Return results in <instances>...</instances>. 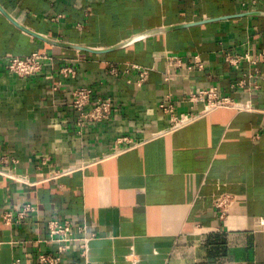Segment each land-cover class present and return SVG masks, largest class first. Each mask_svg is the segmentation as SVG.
Segmentation results:
<instances>
[{
  "label": "crops",
  "instance_id": "crops-1",
  "mask_svg": "<svg viewBox=\"0 0 264 264\" xmlns=\"http://www.w3.org/2000/svg\"><path fill=\"white\" fill-rule=\"evenodd\" d=\"M262 50L264 0H0V264H264V61H230ZM32 51L40 74L9 72ZM79 86L107 120L80 117ZM211 86L248 106L172 127ZM64 219L85 255L50 240Z\"/></svg>",
  "mask_w": 264,
  "mask_h": 264
},
{
  "label": "built area",
  "instance_id": "built-area-1",
  "mask_svg": "<svg viewBox=\"0 0 264 264\" xmlns=\"http://www.w3.org/2000/svg\"><path fill=\"white\" fill-rule=\"evenodd\" d=\"M51 59L50 55L46 52L32 51L26 55H10L8 57L7 69L9 72L16 74L20 78H30L40 74L43 67ZM247 60L252 64H256L259 61H264V50L252 56V54L246 53L242 56H231L230 61L237 63L240 60ZM179 62V61H178ZM113 70V68H112ZM60 74L63 76H75V69L73 66L64 65L59 69ZM146 74L145 70L140 73L141 77ZM94 95V89L88 86H79L74 88L72 92V107L79 111L80 117L83 120L88 121H101L107 120L110 116V112L113 106L112 99L99 98L96 104H91L92 97ZM187 103L199 104L200 109L189 113H180L173 118L174 124L172 127L180 126L202 114H206L217 108H244L248 104L244 102L236 101L234 98L223 95L216 87H208L191 91L188 94ZM161 107L165 111L172 112V104H161ZM173 115V114H172ZM27 211V207L18 213V217L23 216ZM5 222H10L12 219L11 212H5L3 214ZM264 225V219L262 221ZM49 238L53 241L61 242L64 246L73 244L77 241L82 248V255H85L86 244L91 236L86 234L87 227L84 225L74 226L70 220H50L48 223ZM62 245V246H63ZM60 261L59 255L40 254L36 264H58ZM17 264V262H14ZM187 264V263H180Z\"/></svg>",
  "mask_w": 264,
  "mask_h": 264
},
{
  "label": "water",
  "instance_id": "water-1",
  "mask_svg": "<svg viewBox=\"0 0 264 264\" xmlns=\"http://www.w3.org/2000/svg\"><path fill=\"white\" fill-rule=\"evenodd\" d=\"M12 20H13V22H14L16 25H18V26H19L20 28H22L23 30L28 31L30 34H33V35H35V36H37V37H40V38H42L43 40H45V41H47V42H50V43H52V44H62V45H65V43L58 42V41H56V40H54V39H51V38H49V37L43 36V35H41V34H38V33L34 32V31H32V30H28V29L25 28L23 25H21L19 22H17L16 20H14V19H12Z\"/></svg>",
  "mask_w": 264,
  "mask_h": 264
},
{
  "label": "rangeland",
  "instance_id": "rangeland-1",
  "mask_svg": "<svg viewBox=\"0 0 264 264\" xmlns=\"http://www.w3.org/2000/svg\"><path fill=\"white\" fill-rule=\"evenodd\" d=\"M109 96H106L105 98H108ZM99 98H102V97H100V96H95V95H93V97H92V103L91 104H96V102L98 101L97 99H99ZM111 99V98H110ZM160 108H161V106H160ZM163 109V108H162ZM194 113V112H193ZM179 115V114H178ZM178 115H176V116H178ZM176 118V117H175Z\"/></svg>",
  "mask_w": 264,
  "mask_h": 264
}]
</instances>
